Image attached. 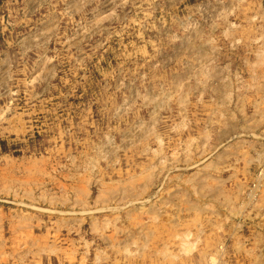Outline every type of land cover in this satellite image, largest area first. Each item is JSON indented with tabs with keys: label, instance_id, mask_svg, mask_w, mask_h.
I'll return each mask as SVG.
<instances>
[{
	"label": "rangeland",
	"instance_id": "1",
	"mask_svg": "<svg viewBox=\"0 0 264 264\" xmlns=\"http://www.w3.org/2000/svg\"><path fill=\"white\" fill-rule=\"evenodd\" d=\"M264 0H0V264H264Z\"/></svg>",
	"mask_w": 264,
	"mask_h": 264
},
{
	"label": "built area",
	"instance_id": "2",
	"mask_svg": "<svg viewBox=\"0 0 264 264\" xmlns=\"http://www.w3.org/2000/svg\"><path fill=\"white\" fill-rule=\"evenodd\" d=\"M255 183L258 185L264 184V170L260 173L258 177H256Z\"/></svg>",
	"mask_w": 264,
	"mask_h": 264
}]
</instances>
